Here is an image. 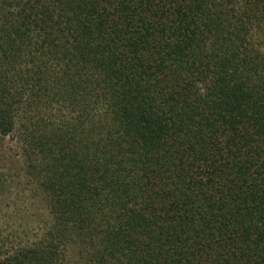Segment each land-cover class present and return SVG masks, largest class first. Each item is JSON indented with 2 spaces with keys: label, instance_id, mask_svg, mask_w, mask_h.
<instances>
[{
  "label": "trees",
  "instance_id": "16d2710c",
  "mask_svg": "<svg viewBox=\"0 0 264 264\" xmlns=\"http://www.w3.org/2000/svg\"><path fill=\"white\" fill-rule=\"evenodd\" d=\"M263 48L264 0H0V136L48 218L0 264H264Z\"/></svg>",
  "mask_w": 264,
  "mask_h": 264
},
{
  "label": "rangeland",
  "instance_id": "374dc122",
  "mask_svg": "<svg viewBox=\"0 0 264 264\" xmlns=\"http://www.w3.org/2000/svg\"><path fill=\"white\" fill-rule=\"evenodd\" d=\"M24 171V160L15 141L0 136V241H11L16 237L15 241L18 242H36L42 235L44 222L48 221L46 214L38 217L41 212L40 200L31 198ZM1 185L4 186L3 190ZM18 219L24 223L23 226Z\"/></svg>",
  "mask_w": 264,
  "mask_h": 264
}]
</instances>
